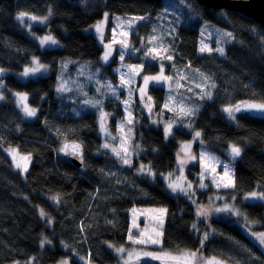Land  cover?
<instances>
[{
	"label": "trees",
	"instance_id": "16d2710c",
	"mask_svg": "<svg viewBox=\"0 0 264 264\" xmlns=\"http://www.w3.org/2000/svg\"><path fill=\"white\" fill-rule=\"evenodd\" d=\"M78 1L0 0V68L20 72L37 56L50 67L48 76L3 78L6 93L0 101V264H117L108 245L127 244L134 209L141 206L166 209L163 250L193 251L199 262L217 258L228 264H264V248L238 224L216 217L196 220L193 203L170 195L163 181L152 183L137 169L134 171L138 161L148 163L156 173L175 170L180 144L192 139L194 131L200 133L201 142L210 151L224 157L233 145L240 147L241 158L234 164V187L219 193L234 198L248 221L256 229H264V203L244 202L246 194L264 191V120H232L224 111L241 100L264 103V29L241 13L216 11L187 0L201 14L200 23L229 27L234 33L224 55L202 53L199 27L177 26L171 15L162 14L163 0H90L85 6ZM106 12L148 18L130 33V52L123 60L116 52L102 76V105L110 112L109 120L113 125L118 120L134 124V146L139 155L134 157L133 166L123 165L103 148L94 112L71 115L68 98L75 93L63 92L60 99L56 92L63 60L100 58V44L86 31ZM20 13L49 16L43 30L56 38L60 47L42 51L37 41L20 29L16 19ZM21 20L30 25L26 18ZM75 65L80 66L70 63L69 72ZM161 65L170 79V74L180 78L182 73L196 69L215 85L212 100L200 102L192 119L183 118L191 122V129L176 128L169 138L161 128L150 126L151 118L145 116L139 95L143 77L158 76ZM160 82L150 81L147 86L152 112L162 111L166 99L167 90ZM109 85L116 89L115 94ZM9 91L27 93L29 105L38 109L35 119H23ZM20 105L24 108L27 100L26 105ZM72 141L83 147L80 168L63 158ZM6 147L31 155L25 175L13 168ZM188 172L196 182L199 167L192 165ZM197 193L208 200L214 190L197 189ZM194 224L197 233L192 229ZM204 233L209 235L202 246ZM45 238L50 243L42 247ZM147 262L142 264H153Z\"/></svg>",
	"mask_w": 264,
	"mask_h": 264
},
{
	"label": "rangeland",
	"instance_id": "374dc122",
	"mask_svg": "<svg viewBox=\"0 0 264 264\" xmlns=\"http://www.w3.org/2000/svg\"><path fill=\"white\" fill-rule=\"evenodd\" d=\"M89 1L90 0H79L78 4L81 6H85ZM163 1L164 6L162 8V14L171 15V18L174 20L177 26L199 27L200 49L201 47H204L206 49L202 53H219L217 51L218 48H223L225 50V46L233 40L232 37L229 38L223 35V33H227V31L223 28L211 22L200 23L202 16L194 7L193 2L187 0H185L184 3H181V0H177V2H175V0ZM188 5H191V7H189ZM165 8H167V11H165ZM18 15L19 14L16 15V19L20 22V29L25 32L28 38L37 41L42 51H44L45 49L60 47V43L56 40V38H54L48 31L43 30L49 20V16H47L46 19L38 17H36V19H32L33 16L25 15L24 17L18 19ZM138 17L143 16L117 14L111 15L107 12L104 13L100 20L95 22L87 29L88 33L95 36L102 48V54L100 58L97 60L84 62H76L70 59L63 60L60 66L56 86V92L60 99H62V96L64 94L63 92H67L70 95H73L75 93L73 97L68 98L72 106V116H80L82 113L87 111H92L96 114L97 135L102 139V146L106 143L108 144V148H103L116 157H118L116 155L117 152H119L121 155H127L131 159V166L135 165V158H137V156L139 155L136 147L134 146V124L128 123L129 120H118L113 125L109 120V126H106L104 118L106 116L109 117L110 112H108L102 105V76L104 74L106 66L109 65V63L112 61L116 52L121 53L123 51L124 54L130 52V45L128 43L130 33L134 31L136 25L139 22L148 20L147 17H145V19H137ZM23 18H26V21L30 23L29 26H27L26 24H22L23 21L21 19ZM97 28H99L100 31H97ZM48 36H51L52 39L57 41V43L52 44L51 42H47L41 44V40ZM122 44H126L128 45V47L124 48L122 47ZM109 49L111 50V55L105 62L103 60V57L105 55V52ZM70 63H77L80 66L75 65L74 71L69 72ZM25 69L30 70L28 75H24ZM165 69L167 71L166 67ZM192 71L196 72L199 76L194 72L188 71L186 73H182L180 75V78L177 75L170 74V81L169 79L161 80L160 84L162 83V85L167 90L166 99L162 111H155V109H153V112L151 111L153 104L152 99H148L150 95L148 94L147 90L143 95V99H141V103L143 104L142 110L145 116L151 118L150 126L161 128L166 138L173 136V131L176 128L188 127L191 129V122L184 121L183 118L186 117L192 119L198 109L199 103L203 100H212L213 98V91L215 89L214 83L208 81L209 79L206 74L196 69H193ZM8 75H13L20 80H28L30 78H38L50 75V67L48 65L42 64L40 58L37 56L33 57L30 60V63L20 72H12L10 70L0 68V97H2L4 93H6L4 92L5 85L3 78ZM160 75L161 71L158 76ZM163 76L166 77V74L164 72ZM143 83L144 81L142 80V84ZM169 85H171L172 88L176 89L171 90L168 87ZM210 86L211 99H209L205 95L210 91ZM9 92L13 96L16 106L22 114L23 119L25 121L35 119L38 109L29 105L27 93L13 91ZM139 95L141 97V92ZM4 99L5 96H3V99H0V101H3ZM26 100L28 105H26ZM97 101H99L100 103L97 104ZM20 104H24L26 106L23 108ZM202 106L203 103H201L199 109H201ZM81 107L84 110H81ZM26 109H35V116H28L26 114ZM189 109H195L194 114L186 115L185 113ZM101 124H103V130L101 128ZM166 127H170L171 129L170 133L167 136L165 135ZM197 132L198 131L193 132L192 139L181 142L180 150L177 155L178 164L175 170L165 174L156 173L148 163L138 161V163H136V166H134V171L136 169L138 170L141 165H144L145 172L141 173L140 171H138V173L142 175V177L147 178L152 183H156L158 180L163 181L164 189L170 195L175 197H183L193 203L198 210L208 213L207 216H199L200 219H205L209 215H212L234 222L242 228L244 233L252 241L261 246L252 235V233H261L264 232V229H256V226L249 222L246 216L244 217L243 212L239 209V202H237L234 198H230L224 193H219L233 188H226L223 186L228 182L229 179V177L225 176L224 174V165L228 166L229 176L234 181V164L241 158L242 150L240 156L235 158L231 154L232 147L229 150L225 151V157L223 155L216 154L210 151L201 142L200 135L199 137L196 136ZM113 149H115L116 151L114 152ZM125 149L127 150V152H125ZM5 153L10 159L12 166L16 171H18L22 175H25L28 172L32 162V157L30 154L21 153L15 147H6ZM212 157H214L215 159H212ZM17 164L20 165L19 168L16 166ZM123 165L129 166L126 164ZM192 165L199 167V176L196 182L188 175V168ZM149 169L154 175L147 174ZM170 183L177 184L180 187L184 188L189 193V195H185L184 192H181L179 190L176 192H172V190L168 187ZM201 184H204L206 186L201 187ZM189 185H191L190 188ZM208 188H212L214 190V193L208 194L209 198L208 200H205L197 193V189H199L200 191H205ZM255 192L260 193L264 191L260 190ZM248 194H246L245 197ZM245 197V203H264V201L258 199H245ZM225 205L230 206L233 211L238 210L241 214L234 215L229 212L218 213L215 211L216 208H223ZM161 209L165 208L141 206L134 209L133 219L127 237V244L122 246H114L112 244L108 245L109 249L118 260L117 264H142L143 262L148 263L147 261L153 260V258L151 257L142 255L143 252L155 253L160 257L159 259L180 260L187 263V261L189 260L187 254L193 251L172 252L162 249V233L166 212L162 213L160 211ZM141 233H143V236H141ZM130 235L137 240H148L149 237L153 239H159L160 243H134L133 240L129 239ZM110 245L112 247H110ZM117 248H123L124 251L117 252ZM129 253H131L132 255L129 256ZM137 254H140L139 257H137ZM212 259L213 258H206L203 262H199L198 256H196L194 264H208V262L212 261ZM215 259L221 261L222 264H228L220 259ZM9 264L26 263L16 261ZM27 264L33 263L29 262Z\"/></svg>",
	"mask_w": 264,
	"mask_h": 264
},
{
	"label": "snow or ice",
	"instance_id": "6c2138e0",
	"mask_svg": "<svg viewBox=\"0 0 264 264\" xmlns=\"http://www.w3.org/2000/svg\"><path fill=\"white\" fill-rule=\"evenodd\" d=\"M185 0H181V3H184ZM189 7H191V5H188ZM165 11H167V8H165ZM222 15H224V13L222 12L221 13ZM26 14L25 13H20L18 15V19L24 17ZM32 19H36V17H32ZM46 19V18H45ZM137 19H145V17H138ZM97 31H100L99 28H97ZM224 36L226 37H229L231 38L232 34L231 33H223ZM156 38L153 37L152 40H155ZM47 42H51L52 44H56L57 41L52 39L51 36H48V37H45L43 40H41V44H44V43H47ZM151 42V41H150ZM122 47L124 48H127L128 45L126 44H122ZM206 49L204 47H201L200 51L203 52L205 51ZM217 51L221 54V55H224V49L223 48H218ZM111 55V50H107L105 52V55L103 57V60L106 62L109 58V56ZM147 55V54H146ZM120 58L121 60L124 59V52L122 51L120 53ZM168 59H171V56H168L167 57ZM153 59H155V57H153ZM131 67V66H129ZM142 68V66H140ZM29 69H25V72H24V75H28L29 74ZM161 75L160 76H147L145 75L143 77V81H144V87L140 89V92H141V99H143V95L146 93V90H147V86L149 84L150 81H155L156 83H159L162 79L163 80H168L170 79V77H164L163 76V65H161ZM139 74V73H137ZM131 79V77L129 78ZM122 84H123V77H122ZM109 88L110 90L113 92V94H115V91L116 89L112 88L111 85H109ZM59 90V89H58ZM209 99H211V93L208 92L205 94ZM0 99H3V97H0ZM148 99L150 100L151 97L149 96ZM97 104L100 103L99 101L96 102ZM95 106V105H94ZM242 110H247V111H252V112H257V113H261V114H264V103H259V104H256V103H253V104H246L243 106V109L241 106H236L234 109L229 107V108H225L224 111L228 113L229 115V118L232 119V120H235L236 119V116H235V113L237 112H241ZM195 112V109H189L185 114L186 115H190V114H194ZM26 114L28 116H35L36 114V110L35 109H30V110H27L26 109ZM132 121L129 120L128 123H131ZM101 128L103 130V124H101ZM171 129L170 127H166L165 128V135L167 136L169 133H170ZM200 133L197 132L196 133V136L199 137ZM78 147V146H77ZM104 148H108V144H104L103 145ZM113 151L115 152L116 150L113 149ZM125 152H127V150L125 149ZM231 154L232 156L235 158V157H238L240 156L241 154V149L240 147H237L235 145L232 146L231 148ZM116 155L120 158V160L122 161L123 164H126V165H129L131 166V159L127 156V155H121L119 152L116 153ZM203 155V154H202ZM212 159H215L214 157H212ZM18 168L20 167L19 164L16 165ZM224 169H225V176H228L229 179H228V182L225 183L223 186L224 187H234V181L231 179V177L229 176V169H228V166L227 165H224ZM138 171H140L141 173H144L145 172V166L144 165H141L140 168L138 169ZM214 171V169H213ZM148 175H154L151 170L149 169L148 172H147ZM201 187H205L206 185L204 184H201L200 185ZM219 186V185H217ZM168 187L172 190V192H176V191H181V192H184L185 195H189V193L182 187H180L179 185L177 184H172L170 183L168 185ZM191 187V185H189V188ZM253 199V200H261V201H264V192H260V193H257L255 191L249 193L245 199ZM162 213L163 212H166V209H161L160 210ZM216 212H229V213H232L234 215H240L241 213L236 210V211H233V209L228 206V205H225L223 208H216L215 209ZM41 215L44 216L45 213L43 211H41ZM197 215L198 216H207L208 213L207 212H204V211H198L197 212ZM162 223V221H161ZM193 228L195 229L196 228V225L194 224L193 225ZM198 230V229H197ZM208 233H204L203 234V240H201V245L203 246V243H204V240H207L208 239ZM252 235L255 237V239L259 242V244L264 247V232H261V233H252ZM141 236H143V233H141ZM129 239L130 240H133L134 243H141V244H146V243H152V244H158L160 243L159 239H153L151 237L148 238V240H143V239H134L131 235L129 236ZM45 243H50V241H48L46 238L45 240H43L41 242V246L43 247V245ZM110 247H112L110 245ZM117 252H123L124 249L123 248H117L116 249ZM132 254L129 253V256H131ZM140 254H137V257H139ZM142 255L146 256V257H151L153 259H159L160 257L155 254V253H152V252H143ZM188 257H189V260L187 261V264H194V260L197 256V253L196 252H191V253H188L187 254ZM62 264H67V261H63ZM208 264H222L221 261H218L216 260L215 258L212 259V261L208 262Z\"/></svg>",
	"mask_w": 264,
	"mask_h": 264
},
{
	"label": "water",
	"instance_id": "95a60500",
	"mask_svg": "<svg viewBox=\"0 0 264 264\" xmlns=\"http://www.w3.org/2000/svg\"><path fill=\"white\" fill-rule=\"evenodd\" d=\"M196 2L206 8L216 11L226 10L241 13L254 20L264 29V0H196ZM253 103L259 104V102L241 100L235 103L231 108L234 109L236 106H241L243 109L244 105ZM235 116L264 120V114L247 110L237 112L235 113ZM105 123L107 126H109L107 118H105ZM63 158L71 164L75 165L76 167H82L83 147L78 142H69L65 149V154L63 155ZM151 261L153 264H187L186 262L172 259H153Z\"/></svg>",
	"mask_w": 264,
	"mask_h": 264
},
{
	"label": "bare ground",
	"instance_id": "6f19581e",
	"mask_svg": "<svg viewBox=\"0 0 264 264\" xmlns=\"http://www.w3.org/2000/svg\"><path fill=\"white\" fill-rule=\"evenodd\" d=\"M225 23H227V19L225 20ZM221 28H223L224 30H226L227 31V33H231L232 34V39L234 38V33H233V31L229 28V27H224V26H222ZM87 32V31H86ZM88 33V32H87ZM143 85V84H142ZM78 142V141H77ZM136 149H138L137 147H136ZM198 211H200V210H198L197 208H196V206H194V215H195V217H196V220H200V217L197 215V212ZM242 211V210H241ZM243 212V211H242ZM243 215H244V217H245V214H244V212H243ZM210 217H215V216H212V215H209L207 218H205V219H201V220H205V221H208V219L210 218ZM216 218H218V217H216ZM193 229V231L194 232H196L197 233V229H198V227H197V225H196V228L194 229V228H192Z\"/></svg>",
	"mask_w": 264,
	"mask_h": 264
},
{
	"label": "crops",
	"instance_id": "0c3cea01",
	"mask_svg": "<svg viewBox=\"0 0 264 264\" xmlns=\"http://www.w3.org/2000/svg\"><path fill=\"white\" fill-rule=\"evenodd\" d=\"M142 105H143V104H142ZM142 105H141V106H142Z\"/></svg>",
	"mask_w": 264,
	"mask_h": 264
},
{
	"label": "clouds",
	"instance_id": "9594fccd",
	"mask_svg": "<svg viewBox=\"0 0 264 264\" xmlns=\"http://www.w3.org/2000/svg\"><path fill=\"white\" fill-rule=\"evenodd\" d=\"M196 1V0H195Z\"/></svg>",
	"mask_w": 264,
	"mask_h": 264
}]
</instances>
